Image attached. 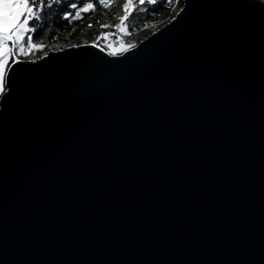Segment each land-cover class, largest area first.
I'll use <instances>...</instances> for the list:
<instances>
[{
    "label": "water",
    "instance_id": "95a60500",
    "mask_svg": "<svg viewBox=\"0 0 264 264\" xmlns=\"http://www.w3.org/2000/svg\"><path fill=\"white\" fill-rule=\"evenodd\" d=\"M193 3L124 72L92 44L25 65L0 104V264H264V12Z\"/></svg>",
    "mask_w": 264,
    "mask_h": 264
},
{
    "label": "snow or ice",
    "instance_id": "6c2138e0",
    "mask_svg": "<svg viewBox=\"0 0 264 264\" xmlns=\"http://www.w3.org/2000/svg\"><path fill=\"white\" fill-rule=\"evenodd\" d=\"M99 5L107 7L111 0H98ZM169 5L173 0H165ZM139 5L154 6L146 8V12L153 14L160 11L164 4L161 0H138ZM253 3L262 12H264V0H253ZM54 4H64V0H0V104L11 105L18 99L22 84L31 77L32 74L38 71V68L27 67L25 65L35 64L36 61L28 60L27 58L34 50H40L44 47L43 44L33 43V34L39 35L43 30L40 26H33L36 22L41 21L45 15V8L51 10ZM72 11H63L62 18L64 20L81 19L83 14L89 13L96 9L97 5L93 0H80L79 3L72 2L64 6ZM123 15L119 16V23L115 25L101 24V28L115 27L121 30L125 27V21L129 19L130 12L133 8V0H124L122 5ZM176 7L179 8L177 0ZM196 5L193 0H184V9L187 14V9H194ZM180 12H173L172 20H176ZM183 18V17H181ZM91 27V24L89 25ZM147 27V24H145ZM91 46L99 47L93 43ZM132 45H121L119 49L109 50L108 56L120 57L124 56L123 60L114 59L108 61L109 64L115 65L112 69L117 72H124L125 61L129 59L124 55ZM101 52L105 49L101 48ZM48 54L45 52V56ZM138 54L133 53L132 59H135Z\"/></svg>",
    "mask_w": 264,
    "mask_h": 264
},
{
    "label": "trees",
    "instance_id": "16d2710c",
    "mask_svg": "<svg viewBox=\"0 0 264 264\" xmlns=\"http://www.w3.org/2000/svg\"><path fill=\"white\" fill-rule=\"evenodd\" d=\"M79 3L80 0H72ZM97 5L96 9L89 13L83 14L81 19L64 20L62 12L72 11L64 6L69 0H64V4H54L51 10L45 8V15L42 22L38 21L33 26L42 27L39 35L33 34V43L43 44L40 50H34L28 60H40L45 56L57 50H64L68 47H78L86 44H98L105 51L112 50L106 46L103 41L99 40L103 36L115 38L117 42L123 45H132L128 51L136 48L141 42L147 39L152 33L161 29L163 26L172 21L173 12H180L184 9V0H178L179 8L176 7L177 0H173L171 5L165 0L163 8L157 13L146 12V8L154 6L139 5L138 0H133V8L130 12L129 19L125 21L123 30L115 27L101 28V24L115 25L119 23V16L123 15L124 0H111L107 7L99 5L98 0H93ZM91 24V27L89 25ZM147 24V27H145Z\"/></svg>",
    "mask_w": 264,
    "mask_h": 264
},
{
    "label": "rangeland",
    "instance_id": "374dc122",
    "mask_svg": "<svg viewBox=\"0 0 264 264\" xmlns=\"http://www.w3.org/2000/svg\"><path fill=\"white\" fill-rule=\"evenodd\" d=\"M99 40L103 41V43L108 46L110 49H119L121 45H123L121 42H117L115 38H112L110 36H103ZM70 48V47H68ZM67 49V48H66ZM58 51V50H57Z\"/></svg>",
    "mask_w": 264,
    "mask_h": 264
}]
</instances>
